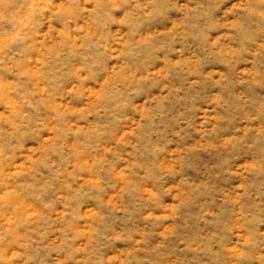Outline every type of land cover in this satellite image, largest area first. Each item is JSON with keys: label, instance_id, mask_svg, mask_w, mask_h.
<instances>
[{"label": "rangeland", "instance_id": "374dc122", "mask_svg": "<svg viewBox=\"0 0 264 264\" xmlns=\"http://www.w3.org/2000/svg\"><path fill=\"white\" fill-rule=\"evenodd\" d=\"M0 264H264V0H0Z\"/></svg>", "mask_w": 264, "mask_h": 264}]
</instances>
